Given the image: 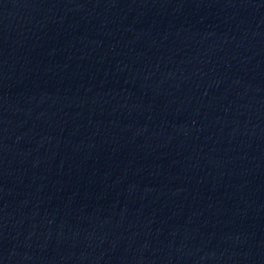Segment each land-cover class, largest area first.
Returning a JSON list of instances; mask_svg holds the SVG:
<instances>
[{
	"label": "water",
	"instance_id": "water-1",
	"mask_svg": "<svg viewBox=\"0 0 264 264\" xmlns=\"http://www.w3.org/2000/svg\"><path fill=\"white\" fill-rule=\"evenodd\" d=\"M0 264H264V0H0Z\"/></svg>",
	"mask_w": 264,
	"mask_h": 264
}]
</instances>
